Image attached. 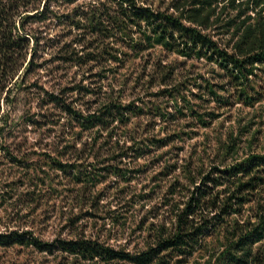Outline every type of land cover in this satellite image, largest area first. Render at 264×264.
Here are the masks:
<instances>
[{
    "label": "trees",
    "instance_id": "obj_1",
    "mask_svg": "<svg viewBox=\"0 0 264 264\" xmlns=\"http://www.w3.org/2000/svg\"><path fill=\"white\" fill-rule=\"evenodd\" d=\"M54 6L74 8L64 17ZM52 15L80 31L82 40L63 45L56 59L83 70L85 78L58 92L43 90L41 109L47 110L28 121L52 127L48 131L60 150L45 153V164L74 187L77 200L83 202L112 177L130 183L139 170L124 163L192 139L225 111L264 106V0H168L162 6L152 0H0V150L11 163L22 160L4 146L8 122L2 107L23 74L43 68L36 62L43 38L27 27ZM156 49L196 61L205 71L196 66V74L182 76L171 64H156L149 81L150 89L158 87L152 102L139 96L124 101L114 90L84 84L113 71L86 76L89 64L121 69ZM90 97L97 100L85 101ZM254 116L243 130L253 139L263 131L258 126L264 127V112ZM146 117L162 126L164 137L149 135L146 128L140 132L138 121ZM231 142L219 163L184 166V182L176 180L163 202L170 207V222L151 225L143 249L131 252L82 235L44 242L30 231L0 232V247H33L82 264H264V146L241 156L236 139Z\"/></svg>",
    "mask_w": 264,
    "mask_h": 264
},
{
    "label": "rangeland",
    "instance_id": "obj_2",
    "mask_svg": "<svg viewBox=\"0 0 264 264\" xmlns=\"http://www.w3.org/2000/svg\"><path fill=\"white\" fill-rule=\"evenodd\" d=\"M152 1L155 6H162L168 0ZM73 8L74 6L52 7L58 16L64 17L72 14ZM64 17L59 19L52 15L45 22H35L27 27L35 36L43 38L36 60L43 64V68L27 77L23 74L13 87L10 103L2 107L1 116L8 122L3 128L6 136L4 146L17 155L22 164L11 163L3 150H0V232L30 231L44 242L82 235L99 239L115 248L138 251L145 247L151 225L169 224L170 207H164L163 202L169 198L171 186L176 180L184 182V166L191 164L196 168V164H204L208 167L212 163H219L222 160L220 154L225 146L232 144L231 139H236L241 156L250 148L256 152L263 150L264 127L258 126L263 131L255 139L244 134L243 130L249 121L254 120V111L261 114L264 106L255 110L237 106L225 111L221 119L209 129L200 130L192 139L175 142L135 164L124 163L130 169L139 170L132 174L130 183H116L112 177L98 185L95 192L91 196L87 195L83 202L77 200V192H72L74 187L45 164V153L54 156L60 150L52 142L56 140L54 133L48 131L52 127H33L28 121L47 110V107L41 109L43 90L58 92L72 86L71 82L85 78L83 70L70 68L56 59L60 56L63 45H74L75 40H82L80 31L70 27L69 21ZM150 54L126 62L121 69H117L115 64L102 68L89 64L85 70L86 76L105 74L102 69L113 71L106 73V79L92 77L85 80L84 84L95 90L102 86L104 91L114 90L117 95L123 96L124 101L139 96L146 102H152L156 99L150 97V94L157 92L158 87L150 89L149 81L151 75H155L156 64H171L182 76L196 74V66L205 71L196 61H184L160 49ZM95 100L96 97L85 99L90 103ZM78 108L82 107L78 105ZM138 124L140 132L146 128L149 135L165 136L162 126L156 125L155 120L146 117L140 119ZM2 125L0 121V126ZM250 141L253 142L252 146H248ZM175 166L177 170L174 171ZM26 167L31 170L28 171ZM169 172L171 173L167 175ZM95 197L98 199L93 206ZM179 197L176 195L173 200H178ZM212 241L209 239L208 244H214ZM201 258L202 256H195V259L202 260ZM0 264L82 263L67 255H49L33 247L16 245L0 247Z\"/></svg>",
    "mask_w": 264,
    "mask_h": 264
}]
</instances>
